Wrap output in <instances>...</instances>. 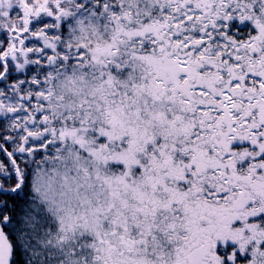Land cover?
<instances>
[{
	"label": "snow or ice",
	"instance_id": "1",
	"mask_svg": "<svg viewBox=\"0 0 264 264\" xmlns=\"http://www.w3.org/2000/svg\"><path fill=\"white\" fill-rule=\"evenodd\" d=\"M0 264H264V0H0Z\"/></svg>",
	"mask_w": 264,
	"mask_h": 264
}]
</instances>
